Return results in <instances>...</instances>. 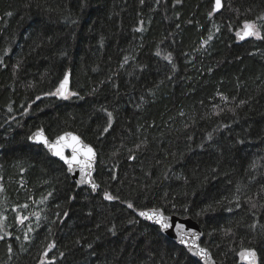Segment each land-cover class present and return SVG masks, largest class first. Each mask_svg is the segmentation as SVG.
I'll list each match as a JSON object with an SVG mask.
<instances>
[{"label":"trees","instance_id":"16d2710c","mask_svg":"<svg viewBox=\"0 0 264 264\" xmlns=\"http://www.w3.org/2000/svg\"><path fill=\"white\" fill-rule=\"evenodd\" d=\"M222 2L0 0V264H200L150 209L198 222L221 264H264V0ZM42 129L95 148L96 194Z\"/></svg>","mask_w":264,"mask_h":264},{"label":"water","instance_id":"95a60500","mask_svg":"<svg viewBox=\"0 0 264 264\" xmlns=\"http://www.w3.org/2000/svg\"><path fill=\"white\" fill-rule=\"evenodd\" d=\"M223 9V2L221 0V6L219 9L216 8V3L214 4V12L219 13ZM245 31V30H244ZM244 31L239 33L238 37L240 41H245L247 39H250L252 36H245L244 38H241L244 36ZM65 77H67V84L65 85L63 91L66 96H69L70 93V87H71V74L68 73ZM65 78L61 81L59 88L61 84L64 82ZM61 96V95H60ZM62 97V96H61ZM37 133H42L43 137L46 138L50 143H56L59 141V145L63 147L64 155L71 158L73 155L72 147L66 146V145H74L80 149V151L77 153V157L80 161L82 162H88L87 161V156L84 155V152L88 147L92 148L95 157L91 163V168L84 166V164H73L71 170L69 169V165L65 163L64 160H61L58 156L53 154V151L50 150L49 147L45 146L43 143L38 142L37 138ZM60 137H64L63 140H60ZM72 137H78L79 138V143L77 144L75 141H73ZM29 141L31 144L36 145V146H43L45 150H47L52 157L55 159L59 160L62 162L68 169V173L72 176L73 181L77 183V186L79 188L86 187L91 189L94 193H97L99 189V185L95 182V174H96V166L98 162V154L97 151L93 146L90 144L86 143L80 136H78L75 133H64L61 136L56 137L53 140H50L44 129L38 130L34 132L30 138ZM93 184H95L97 187L95 189L93 188ZM141 212H147L151 214L152 212H157L162 214L168 221L172 227L168 229H162L156 222H155V217L153 219L149 220L146 217L140 216L138 213V216H140L145 222L157 226L160 228L161 233L163 236L167 237L170 241L174 242L176 245L183 247L187 253L194 258L196 261L200 262L201 264H220L217 260L214 259L211 251L208 248H205L202 246L201 242L204 238V233L196 223L193 222V220L189 217H180L177 215H166L162 210L160 209H150V210H145ZM203 249L204 253L203 254H198L200 253V250ZM249 250H244L239 254V260L240 264H259V256L258 253H256L255 259L252 260L247 254L249 253ZM45 256H43V259ZM243 260V261H241Z\"/></svg>","mask_w":264,"mask_h":264},{"label":"snow or ice","instance_id":"6c2138e0","mask_svg":"<svg viewBox=\"0 0 264 264\" xmlns=\"http://www.w3.org/2000/svg\"><path fill=\"white\" fill-rule=\"evenodd\" d=\"M216 3V8L219 9L221 6V0H215ZM244 36H242L241 38H244L245 36H257L259 37V33L258 31L255 30V25L251 24V23H245L244 25ZM239 35V33H238ZM209 39H211V37H209ZM159 54V53H157ZM67 84V77H65L64 82L61 84L60 88L57 89V92L55 93H51V95H61L64 98H67V96L65 95L63 89L65 87V85ZM72 95H75V93H72ZM109 117H111V113L108 114ZM110 126V125H109ZM107 130V129H105ZM37 138H38V142L43 143L45 146L49 147L50 150L53 151V154L58 156L61 160H64L65 163H67L69 165V169L71 170L73 164H84V166L91 168V163L90 161H92L95 157V153L93 151L92 148L88 147L86 149V151L84 152V155L87 156V161L88 162H82L78 159L77 157V153L80 151V149L78 147L74 145H66V146H70L72 147V151H73V155L71 156V158L67 157L64 155V151H63V147H61L59 145V141H57L56 143H50L46 138L43 137L42 133H37ZM64 137H60V140H63ZM73 141H75L77 144L79 143V138L78 137H72ZM93 188L95 189V187H97L95 184L92 185ZM106 199L108 200H112L115 199L114 197L110 196V195H106L105 196ZM129 208H132V205L129 204L128 205ZM140 216L146 217L147 219L151 220L153 219V217H155V222L162 228V229H168L170 227H172V225H170L167 221V219L160 213L157 212H152L151 214L147 213V212H140L139 213ZM2 238V237H0ZM52 247H54V245H49L48 248L51 249ZM9 251H11V249H9ZM204 250L201 249L200 253L198 254H203ZM45 255H47V252H45ZM256 256V253L254 251L249 253V257L254 260Z\"/></svg>","mask_w":264,"mask_h":264},{"label":"rangeland","instance_id":"374dc122","mask_svg":"<svg viewBox=\"0 0 264 264\" xmlns=\"http://www.w3.org/2000/svg\"><path fill=\"white\" fill-rule=\"evenodd\" d=\"M42 210H43V204H37L35 208L28 207L27 210L23 214H21L22 221H21L20 228L22 230L25 229L27 231L23 237L24 242L28 241L31 238V236L28 234L32 232L35 224L41 221L40 216L36 214L33 215V212L35 211L36 213H39ZM1 220H3L2 217H1Z\"/></svg>","mask_w":264,"mask_h":264},{"label":"bare ground","instance_id":"6f19581e","mask_svg":"<svg viewBox=\"0 0 264 264\" xmlns=\"http://www.w3.org/2000/svg\"><path fill=\"white\" fill-rule=\"evenodd\" d=\"M240 33V32H239ZM47 151V150H46ZM48 152V151H47ZM49 153V152H48ZM50 154V153H49ZM51 155V154H50ZM52 156V155H51ZM54 158V157H53ZM57 160V159H56ZM59 161V160H58ZM97 167V166H96ZM70 175V174H69ZM70 177H71V179H72V176L70 175ZM94 178H95V176H94ZM72 181H73V179H72ZM95 182L97 183V181H96V179H95ZM73 183H75L76 185H77V183L75 182V181H73ZM98 184V183H97ZM99 185V184H98ZM77 188H79L78 186H77ZM82 188H86V187H82ZM100 188V187H99ZM87 189H89V188H87ZM89 190H91V189H89ZM99 190V189H98ZM92 191V190H91ZM93 192V191H92ZM93 194H96V193H94L93 192ZM107 194V193H106ZM192 219V218H191ZM193 220V222L194 223H196L199 227H201L200 226V224L198 223V222H196L194 219H192ZM154 226V225H153ZM157 227V226H156ZM159 228V227H158ZM160 229V228H159ZM203 231V230H202ZM160 232H161V230H160ZM204 233V232H203ZM162 234V233H161ZM167 238V237H166ZM168 239V238H167ZM203 240H204V238H203ZM203 240H202V242H203ZM202 242H201V244H202ZM174 243V242H173ZM178 246V245H177ZM202 246H203V244H202ZM180 247V246H179ZM203 247H205V246H203ZM183 248V247H182ZM205 248H207V247H205ZM184 249V248H183ZM186 251V250H185ZM250 252H252V251H254V252H256L257 253V251L256 250H249ZM187 252V251H186ZM249 252V253H250ZM249 253L247 254L248 256H249ZM44 260V259H43ZM241 261H243V260H241ZM198 262V261H197ZM200 263V262H199ZM201 264V263H200ZM221 264V263H220ZM243 264H245L244 262H243ZM252 264V263H251ZM253 264H254V262H253Z\"/></svg>","mask_w":264,"mask_h":264}]
</instances>
